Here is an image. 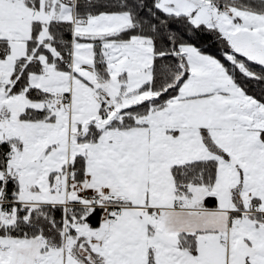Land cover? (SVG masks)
<instances>
[{"label": "snow or ice", "instance_id": "snow-or-ice-1", "mask_svg": "<svg viewBox=\"0 0 264 264\" xmlns=\"http://www.w3.org/2000/svg\"><path fill=\"white\" fill-rule=\"evenodd\" d=\"M0 264H264V0H0Z\"/></svg>", "mask_w": 264, "mask_h": 264}]
</instances>
